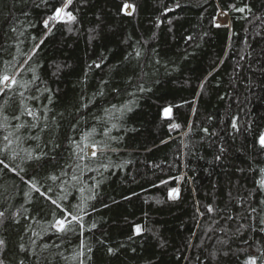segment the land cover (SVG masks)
Returning a JSON list of instances; mask_svg holds the SVG:
<instances>
[{
  "label": "trees",
  "instance_id": "16d2710c",
  "mask_svg": "<svg viewBox=\"0 0 264 264\" xmlns=\"http://www.w3.org/2000/svg\"><path fill=\"white\" fill-rule=\"evenodd\" d=\"M130 2L137 5L136 11L125 16L118 14L121 0H75L69 10L78 9L74 12L78 22L57 24L45 37L43 20L61 0H0V60H11L17 47L27 53L43 39L34 58L37 71L49 87L59 90L51 106L54 113H63L62 119L58 116L59 165L42 169L36 179L45 188L53 187V198L63 195L57 187L60 182L53 185L46 176L65 162H74L69 158L67 138L79 132L74 133L71 125L83 117L86 123L81 121L80 128L91 127L93 117L103 115V108L135 100L133 111L121 121L122 127L112 131L113 136L122 137L113 142L118 151L108 154L114 166L107 171L85 170L81 177L95 193L87 209L90 215L85 217L89 226L97 225L85 233L93 247L88 264H244L248 255L259 256L258 249L264 251V225L259 222L264 216L260 211L264 209L260 203L264 191L254 183L257 172L249 171L264 167V155H258L255 144L259 132L264 131V0ZM232 5H247L251 12H237ZM221 11L227 13L229 25L217 28L214 22ZM93 29L96 38L90 40ZM131 44L143 53L142 80L135 60L121 64L132 50ZM102 56L101 68L88 67L93 61L100 62ZM54 64L65 66L58 77L52 75ZM115 65H120L118 71H113ZM101 81H107L104 96L97 95L88 109L77 111L81 93L92 97L100 90ZM139 83L151 91L139 92ZM113 88L120 90L119 95ZM129 92L135 95L129 96ZM169 105L173 106L172 118L161 119L162 107ZM15 111L13 104L9 115ZM233 118L239 132L231 127ZM170 123L180 127L170 129ZM0 185L7 189L5 195H15L11 211L21 204L32 209L48 206L43 198L25 204L24 183L7 170ZM171 188L179 189L174 201L169 199ZM68 191L66 203H77L78 190ZM207 205L215 211L209 213ZM250 206L257 212L250 214ZM29 215L35 220L29 221L32 227L26 235L20 226L0 230L13 250L10 261L19 258L15 255L19 243L29 246L35 239L32 231L40 232L53 219L50 213L32 211ZM133 223L153 229L158 238L146 232L129 240ZM45 241L60 243L51 230L37 243ZM78 242L73 236L70 244H62L65 255ZM107 247L117 249L116 254L109 255ZM240 249L247 251L241 253ZM212 252L217 253L215 259Z\"/></svg>",
  "mask_w": 264,
  "mask_h": 264
},
{
  "label": "snow or ice",
  "instance_id": "6c2138e0",
  "mask_svg": "<svg viewBox=\"0 0 264 264\" xmlns=\"http://www.w3.org/2000/svg\"><path fill=\"white\" fill-rule=\"evenodd\" d=\"M74 2L75 0H61V5L56 7L52 14L43 20V27L47 30L45 37L52 34L57 24L69 25L78 22L77 16L74 14L78 9L69 10ZM82 2H86V0H82ZM231 7L241 13L246 10L251 12L247 5L240 8H236L234 5ZM136 8L137 5L130 2V0H121L118 14L132 16ZM168 11H171V9H168ZM219 15L224 16L227 13L221 11ZM256 19H260V17L258 16ZM214 26L220 28L225 25L214 22ZM157 27H159V24H157ZM12 31H16V29L13 28ZM68 31H72V29L68 28ZM96 34L97 30L93 29L90 33V40L95 39ZM187 39L191 40L192 37L189 36ZM43 43L44 40L41 39L40 43L34 45L27 53L22 52L17 47V53L13 55L11 60H0L3 65L0 68V165H2L0 167V179L3 178L5 170H7L8 174H14L24 183L26 187L23 192L25 204L31 205L34 199L43 198L42 202H45L48 206L46 208L32 209L21 204L15 211H11L10 209L13 207L11 201L15 199V195H5L7 189L0 185V230L7 232L9 229L20 226L26 235L32 227L29 221L35 220V216L29 215L32 211L44 213L45 215L50 213L53 219L48 221L47 227H43L40 232L32 231V236L35 239H31L29 246H26L23 242L17 245L18 251L15 255L19 258L15 261L8 259L9 254L13 250L9 248V241L3 235H0V264H58L59 261H62L63 264H88L92 259L93 247L85 233L91 232L97 225L93 222L89 226L85 221V217L90 215L87 209L90 206L89 201L95 199V193L93 188L88 186L81 177L84 175L85 170L99 172L100 169H104L107 171L110 166H114L108 154L118 151L117 148L113 147V142H119L122 137L113 136L112 131L113 129L119 130L122 127L121 121L127 113L133 111L135 100H130L121 105L111 104L109 107L103 108V115L93 117L95 123L91 127L80 128V122L84 121L83 117H80L77 123L71 125L74 133L79 132L78 136L67 138L69 158L74 162H65L63 166L58 167V171L49 172L46 176V179L51 181L53 185L59 181L60 183L57 187L64 193L63 195L57 194V197L53 198L51 195L54 191L53 187L49 185L45 188L36 179L42 169L50 166L56 168L59 165L56 150L61 145L57 141V134L61 126L60 119L63 118V113H54L51 107L54 96L59 90L49 87L37 71L39 65L34 58ZM124 43L127 44L128 41H124ZM139 43V41L136 42V44ZM136 44L129 45L132 50L126 53L121 64L124 62L131 64L135 60L141 72L138 78L142 80L145 74L143 71L144 66L140 64L143 53ZM20 56L24 57L23 60L18 58ZM104 60L105 57L102 56L100 62L93 61L88 67L101 68ZM155 62L157 64L160 63L158 59ZM52 67V75L58 77L65 66L54 64ZM119 67L120 65L113 66V71H118ZM85 75L87 76V73ZM131 81L132 77H129L128 82L131 83ZM106 84L107 81H101L100 90L94 93L92 97L86 98L82 92L80 107L77 111L88 109L97 95L104 96V86ZM200 87L203 89V84ZM136 88L139 92L151 91L150 88L145 89L142 83L137 84ZM112 91L117 95L120 93L118 88H113ZM128 94L129 96L135 95L132 92ZM13 104L16 105V111L14 114L9 115L8 110ZM172 112L173 106L162 107L161 119L170 120ZM58 116L60 119H58ZM84 122L86 123V121ZM179 127L180 125L176 123L169 124L170 129H178ZM231 127L239 132L235 118L232 120ZM250 127L249 125V130ZM203 131L206 134L208 133L207 128H204ZM184 135L187 136L188 133L185 132ZM45 136H47V139L43 138ZM255 144L258 145V155H264V131L259 132L255 138ZM219 151L223 152L224 148L221 147ZM216 159L219 160L220 156H217ZM105 160L107 161L106 163L104 162ZM53 162L56 163L54 164ZM115 166L121 167V165ZM249 171L257 172L258 179H255L254 183L258 190L264 191V167L259 169L250 168ZM26 177L28 178L26 179ZM98 183L97 181V186ZM161 183L167 182L162 181ZM69 188H76L80 194L78 202L75 204L66 203L70 194ZM34 194H38V197L34 196ZM178 198L179 189L171 188L169 190V199L174 201ZM260 203L264 204V200H261ZM5 204L7 206H4ZM206 207L209 213L215 211L212 205H207ZM197 210L199 211V209ZM260 211L264 212V209ZM256 212L257 208L250 206L249 213ZM228 219H231V217H228ZM259 222L264 225V216H261ZM131 229L132 234L128 237L129 240H133L138 236L143 237L146 232L152 234L154 238H158V234L153 229L139 223H133ZM49 230L52 231L60 243L45 241L38 244L37 240H43L44 236L48 235ZM261 231H264V228H261ZM236 232L239 234L240 229L237 228ZM73 236L77 237L79 242L68 255H65L62 244H70ZM23 239L24 236L21 235L20 240L23 241ZM48 239L51 240V236H48ZM99 242L103 243L104 241ZM164 243H161L162 247ZM221 243L226 242L221 241ZM244 243H247V241H244ZM52 249L57 251H51ZM246 251L247 249H240L241 253ZM258 251H260L259 256L248 255L244 264H258V261L259 264H264V251L260 249ZM116 252L117 249L107 247L109 255H115ZM43 253H48V255L45 256ZM227 254L224 253V255ZM216 255V252L210 253L213 259L216 258Z\"/></svg>",
  "mask_w": 264,
  "mask_h": 264
},
{
  "label": "rangeland",
  "instance_id": "374dc122",
  "mask_svg": "<svg viewBox=\"0 0 264 264\" xmlns=\"http://www.w3.org/2000/svg\"><path fill=\"white\" fill-rule=\"evenodd\" d=\"M216 21H217V23H220V24L225 25V26L229 25V18L227 17V15L221 16L218 14Z\"/></svg>",
  "mask_w": 264,
  "mask_h": 264
}]
</instances>
